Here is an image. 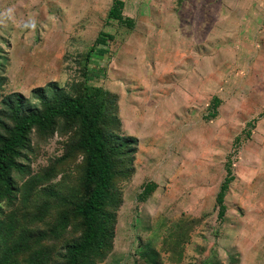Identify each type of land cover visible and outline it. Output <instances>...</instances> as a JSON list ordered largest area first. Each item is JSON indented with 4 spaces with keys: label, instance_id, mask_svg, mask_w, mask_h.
I'll return each instance as SVG.
<instances>
[{
    "label": "rangeland",
    "instance_id": "obj_1",
    "mask_svg": "<svg viewBox=\"0 0 264 264\" xmlns=\"http://www.w3.org/2000/svg\"><path fill=\"white\" fill-rule=\"evenodd\" d=\"M123 2L131 27L107 17L112 0H0V141L17 116L99 87L123 159L108 247L84 264H264V0ZM78 134L63 116L29 132L0 192V264L62 262L80 238Z\"/></svg>",
    "mask_w": 264,
    "mask_h": 264
},
{
    "label": "trees",
    "instance_id": "obj_2",
    "mask_svg": "<svg viewBox=\"0 0 264 264\" xmlns=\"http://www.w3.org/2000/svg\"><path fill=\"white\" fill-rule=\"evenodd\" d=\"M123 7V0H112L107 17L131 27L133 21L123 15ZM102 96L101 88L91 86L87 87L77 98L63 99L56 104L48 105L42 112H30L17 116L9 134L0 141V192L1 195H5L11 192V171L17 165L16 159L20 155V150L25 146L28 134L33 127L45 129L54 118L59 116L76 118L79 122L78 146L85 154L83 183L86 190L83 199L73 205L72 211L83 221L84 229L77 241L67 245L65 260L55 264H84L92 254L100 250L104 251L105 247H108L112 215L106 211L105 207L110 199L115 160L123 158L120 156L122 150H119V156L113 158L112 153L115 147L108 144L100 128ZM15 103L20 104V99ZM219 103V98L214 97L209 111L210 116L215 115V108ZM261 115L264 116V112ZM238 139L239 136L234 141L237 142ZM132 141L133 139H124L127 146ZM233 178L227 169V175L216 194L215 202L219 219L224 216V196ZM156 187L157 183L154 181L144 182L138 198L146 199Z\"/></svg>",
    "mask_w": 264,
    "mask_h": 264
}]
</instances>
